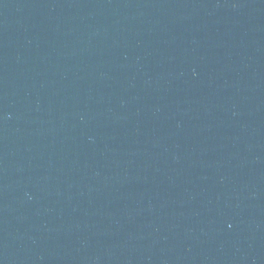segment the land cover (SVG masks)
<instances>
[{"label":"water","instance_id":"95a60500","mask_svg":"<svg viewBox=\"0 0 264 264\" xmlns=\"http://www.w3.org/2000/svg\"><path fill=\"white\" fill-rule=\"evenodd\" d=\"M0 264H264V0H0Z\"/></svg>","mask_w":264,"mask_h":264}]
</instances>
